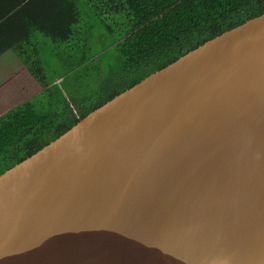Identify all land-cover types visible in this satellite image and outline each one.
I'll return each instance as SVG.
<instances>
[{
    "label": "water",
    "instance_id": "obj_1",
    "mask_svg": "<svg viewBox=\"0 0 264 264\" xmlns=\"http://www.w3.org/2000/svg\"><path fill=\"white\" fill-rule=\"evenodd\" d=\"M0 264H264V13L1 174Z\"/></svg>",
    "mask_w": 264,
    "mask_h": 264
},
{
    "label": "trees",
    "instance_id": "obj_2",
    "mask_svg": "<svg viewBox=\"0 0 264 264\" xmlns=\"http://www.w3.org/2000/svg\"><path fill=\"white\" fill-rule=\"evenodd\" d=\"M2 1L7 2V23H14V14L25 12L27 19L13 25L26 31V21L45 32L56 47L69 49L59 53L55 70L40 59L39 44L34 40L25 42L35 45L31 49L16 46L21 42L13 46L38 82L47 86L49 70L55 79L64 77L63 83L77 82L82 72L91 94L81 105H73L77 111L61 92L46 91L48 97L36 95L1 114L0 175L151 73L264 13V0ZM0 29L6 31L3 25ZM81 45L83 53L76 60ZM69 73L77 75L74 78Z\"/></svg>",
    "mask_w": 264,
    "mask_h": 264
},
{
    "label": "crops",
    "instance_id": "obj_3",
    "mask_svg": "<svg viewBox=\"0 0 264 264\" xmlns=\"http://www.w3.org/2000/svg\"><path fill=\"white\" fill-rule=\"evenodd\" d=\"M7 2L0 0V26H4L6 31L0 29V115L6 113L13 107L31 101L36 95H40L44 92H53V89H56V92H61L59 89L60 85L64 81V77L55 79L54 75H49V83L47 86L40 84L38 80L33 76L28 67L22 61L20 55L13 49L19 42L22 44H17L16 46H23L25 48L31 49L35 45H31L28 42V39L34 40L40 49L41 55L40 59H44V48H50L52 50H61L60 45L57 47L53 44L47 43L48 36L45 32L39 30L38 27H33L30 23L25 21L29 30L25 31V28L22 26H15L14 23L17 20L27 19V13L22 12L14 17H12L13 24L6 22L9 17V12L5 11ZM43 26V24H42ZM7 30H11L7 32ZM21 31V32H20ZM18 32H20L18 34ZM22 35V38L21 36ZM12 38V41L3 40ZM7 37V38H5ZM20 37V41H17ZM30 42V41H29ZM60 53V52H59ZM59 53L53 56H56L59 63ZM55 79V80H54ZM63 96V95H62Z\"/></svg>",
    "mask_w": 264,
    "mask_h": 264
},
{
    "label": "rangeland",
    "instance_id": "obj_4",
    "mask_svg": "<svg viewBox=\"0 0 264 264\" xmlns=\"http://www.w3.org/2000/svg\"><path fill=\"white\" fill-rule=\"evenodd\" d=\"M47 43L52 44L50 38H48ZM60 47L62 48L61 50L57 51V54L60 52H62L64 50V52H68V47H66V45L63 47L60 45ZM44 48V62L47 65V67L49 66V68H53L55 70H58L57 67H54L55 65L59 64L58 63V59L56 58V56H53V50L50 48ZM83 53V49H82V45L79 49V53L76 56V60L79 59V57L81 58L80 55H82ZM68 59V57L66 58ZM75 60V61H76ZM61 70L63 69V66H61L60 68ZM49 72V75H52L53 72L52 71H47ZM71 77H76V75H72L71 73H69ZM90 80V78L88 79ZM59 89H61V93L63 95L64 98L68 99L69 104L72 105V107L74 108L75 111L76 108L73 106L74 104L77 106V104L81 105L82 104V99L84 97L89 96L91 93H89L90 90V85L88 83H86V78L84 79L83 77V73L81 72L78 75V80L77 82L73 80H66L64 83L62 82V84L60 85ZM53 92H56V89H53ZM41 96H45L48 97V93H42Z\"/></svg>",
    "mask_w": 264,
    "mask_h": 264
}]
</instances>
